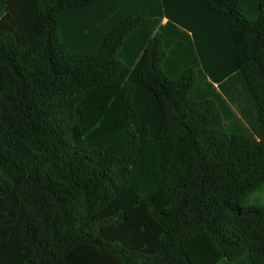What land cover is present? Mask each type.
Instances as JSON below:
<instances>
[{"label": "trees", "instance_id": "16d2710c", "mask_svg": "<svg viewBox=\"0 0 264 264\" xmlns=\"http://www.w3.org/2000/svg\"><path fill=\"white\" fill-rule=\"evenodd\" d=\"M256 194L264 0H0V264H264Z\"/></svg>", "mask_w": 264, "mask_h": 264}, {"label": "rangeland", "instance_id": "374dc122", "mask_svg": "<svg viewBox=\"0 0 264 264\" xmlns=\"http://www.w3.org/2000/svg\"><path fill=\"white\" fill-rule=\"evenodd\" d=\"M230 107H232V109H233V106L230 105ZM226 129L229 130L230 132L243 133V132L241 131V129H240L239 127H237V126H233V127L226 128ZM249 130H250V129H249ZM250 133H251V130H250ZM252 134H253V133H252ZM256 195H258V194H256ZM259 197H260L259 200H264V195H263V194H259ZM98 263H100V264H105L102 260H98Z\"/></svg>", "mask_w": 264, "mask_h": 264}, {"label": "clouds", "instance_id": "9594fccd", "mask_svg": "<svg viewBox=\"0 0 264 264\" xmlns=\"http://www.w3.org/2000/svg\"><path fill=\"white\" fill-rule=\"evenodd\" d=\"M247 203L253 206H259L260 203H264V200H259L258 203V195H250L247 198Z\"/></svg>", "mask_w": 264, "mask_h": 264}]
</instances>
